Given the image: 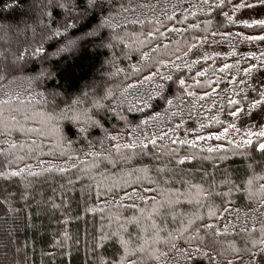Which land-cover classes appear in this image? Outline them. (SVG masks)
<instances>
[{
	"label": "snow or ice",
	"instance_id": "1",
	"mask_svg": "<svg viewBox=\"0 0 264 264\" xmlns=\"http://www.w3.org/2000/svg\"><path fill=\"white\" fill-rule=\"evenodd\" d=\"M24 3V0H12L9 4L7 0L0 3V9L8 8L15 12L17 4ZM34 4L32 7H35ZM264 8V0H255L250 3L249 0H202L199 11L211 14L215 9L217 14L226 18L230 24H236L233 19L236 11L243 9H253L256 7ZM144 7V5H141ZM225 7H230L232 15L224 12ZM38 13L30 17L32 23L24 21V31H30L32 34V43L27 44L23 49L17 48L15 51L4 49L0 51V81L8 78L13 72H25L29 74L25 77L30 84L35 86L34 94L29 92L32 100L24 101L18 96H10L8 99H0V155H11L13 150L19 147L23 150L28 147L29 153H37L40 145L35 139L31 140L30 145H26L20 137H30L37 134L39 137L47 138L49 135L56 137L57 143L65 148H71L74 141L69 137L75 136L81 138V142H87L90 151L85 153L86 157L96 158L92 168L99 169L101 164H110L117 167L119 162L131 164L137 156H147L151 151L149 144L157 149L152 153L153 159L160 161L162 156H167L166 164L156 163L154 166L141 165L124 173L128 178L122 182H114L106 190H102L100 183H96L95 196L98 200L101 197L112 196L113 200H101L105 205L116 201L119 192L114 189L131 188V191H124L119 200L116 201L120 207H131L134 210L133 215L121 217L119 214L107 217V224H101L97 229L96 235L92 237L88 248L90 264H161L162 259L169 253L178 254L185 264H264V220L257 222L253 220L251 226L245 222L236 235H242V246L235 240L224 241L221 238L230 235L229 225L225 224L221 229L217 223L204 222L205 214L201 209L206 208L209 221H219L223 215L219 208L212 203L213 197H230L233 191L243 190L249 199H252L254 193L251 191L254 181L264 180V174L257 172L253 164H249L245 170L246 180L239 184L235 183L227 169H224L223 178L219 181L220 185L226 187V191H217L218 183L215 172L220 171L223 165L229 161L231 156H241L250 159L255 163L256 154L264 157V125L259 130L253 131L245 129L241 135L240 129L235 123H228L223 127V122L217 116H212L210 123L221 124L222 131H208L207 135H197L195 140L189 139H170L171 145H187L191 149L197 147L196 141L227 140L231 147L225 148L223 144L217 143L201 148L200 152L184 151L180 147L166 149V146L157 145V139H164L167 134L161 133L160 137H145L139 143L135 140H129L127 143H118L123 139L122 133L134 122V117L130 118L129 113H140L146 116V119H140L136 125L146 124L148 120H154L160 117V112L153 111L152 116H147L145 110H155L162 105H167V109L173 106V99H176V91H182L183 95L194 97L195 100H203L209 95L207 91L202 95L197 94L190 89L193 87L203 88L210 86L212 81H201L197 77H205L208 68H202L194 76H187L184 70L191 72L193 67L198 64V60H182L192 51L195 44H186L187 51L177 47L174 51L169 50L168 35L172 33L181 34L182 29L175 26L169 27L167 22L176 19L175 13L172 15L164 14L165 20L156 18L154 21H148L151 25L147 30L143 27L145 21L134 19L126 21L133 25H141L139 31L126 32L120 35L116 32L120 24L116 23V17L120 13H126L130 9L123 3L117 4L116 0H40ZM134 10V9H133ZM188 11V9H185ZM195 15L196 13H191ZM186 19V17H185ZM183 23V20H179ZM211 24V21H206ZM223 23V21H221ZM245 27L264 26V19H253L239 21ZM5 31L11 30V25L2 26ZM190 28L198 27L196 24H190ZM39 30V31H38ZM207 30V29H205ZM19 31V29H17ZM227 37L229 33H213ZM236 35H240L237 33ZM243 39L251 41H264V35L245 36ZM55 44L53 51L49 52L45 46ZM92 45L93 48L108 49L112 53V60L108 61L115 66L117 59L124 60L135 59L134 64H130L134 74L138 75L137 84L150 85V91L145 96L138 97L135 104H129L125 110L123 101L117 102L112 99L113 93L107 90L104 94L95 98L89 97V92H83L79 95L68 97V93L59 91L60 85L57 83L53 89L42 87L47 81L55 79L59 75V62L64 59L62 54L79 51ZM119 48V56H116L115 49ZM179 52L181 55H176ZM229 55H235L234 52ZM248 56L257 58L255 53H247ZM175 57L172 59L171 57ZM264 57V53H261ZM59 58V59H57ZM203 60L207 61L211 57L204 55ZM31 64L29 69L25 65ZM237 60L235 64L224 63L220 68L213 70V75L219 73L228 74L234 67L237 72L240 71ZM260 67H264V60ZM257 65H249L243 72L248 75ZM123 69L116 67L111 75L122 72ZM146 73V74H145ZM191 79L192 84L187 81ZM235 80L236 77L232 76ZM219 79L216 84L219 85ZM135 84L127 85L128 88ZM264 89V84L261 85ZM255 90V89H254ZM215 92V88L212 89ZM41 105L37 110L32 101ZM108 100L109 103H103ZM238 102L233 99L228 100V105H236ZM264 104V90L260 91V98H253L249 108H254ZM31 108V110H29ZM242 111L237 107L235 111H229L228 115L236 118ZM115 119L122 123L123 127H105V121ZM183 123V121L181 122ZM35 125V126H34ZM177 128L180 125L176 126ZM200 130H204L206 125L199 124ZM93 130H99L101 138L98 143L103 144L105 140L109 142L111 148L115 150V156L111 151L101 153L93 147V141H89ZM231 130V137H230ZM170 131H174L170 129ZM130 135V134H129ZM236 136L240 138L237 139ZM35 146V147H33ZM164 149V151H161ZM123 150V151H122ZM207 152V155L201 153ZM50 155L53 153H49ZM65 153L61 151V155ZM25 159L24 156H16L15 161L20 162ZM73 159L69 157V160ZM5 163L0 164V181H17L20 188V199L26 203L32 199L39 206L41 203L50 204L52 208H58L50 197L47 201H37L33 197L32 189L40 181L41 177H50L52 173L66 175L71 169L77 168L73 163L69 166H60L55 164H45L44 161L37 160L33 170V165L25 164L24 167H12L13 161L7 159ZM204 162H210L213 173L210 175ZM264 170V164L259 165ZM123 172V170H121ZM82 175L73 174V178L67 179L68 185H74L83 178L93 180L88 174L87 169H80ZM198 173L201 176L200 181L194 182L193 174ZM161 182L164 185L169 182H178L179 188H168L161 194V199L155 196L149 197L147 194L160 190ZM207 184V187L205 186ZM152 185H157L153 188ZM63 187V185H61ZM91 193L92 184L86 186ZM262 193L260 203L264 204V183L259 184ZM84 191V188H82ZM9 194L0 199V206H5L7 214H12L15 209L9 202ZM132 201L130 205H125L122 201ZM138 203L150 205V207H138ZM186 203L195 209L191 213H180L177 206ZM225 203H231L225 200ZM88 212H103L104 209L97 207L86 208ZM225 211H228L225 209ZM171 218L177 227L169 229L163 226L162 221ZM104 220V217H101ZM239 219V218H238ZM160 221V222H158ZM114 225V226H113ZM31 226V225H29ZM233 232H235V226ZM11 235V233H9ZM65 238L67 234L65 233ZM183 242V247L179 242ZM225 243L227 246L225 247ZM111 247V251L105 249ZM24 244L15 247L13 251L19 255ZM7 253L0 256V264H20L19 259L7 258ZM231 257V258H229ZM26 264V262H25Z\"/></svg>",
	"mask_w": 264,
	"mask_h": 264
},
{
	"label": "trees",
	"instance_id": "2",
	"mask_svg": "<svg viewBox=\"0 0 264 264\" xmlns=\"http://www.w3.org/2000/svg\"><path fill=\"white\" fill-rule=\"evenodd\" d=\"M7 2L11 4L12 0H7ZM30 2L31 0H24V3H18L15 12L10 11L8 8L0 9V25H11V30L8 31L0 27V51L4 49L15 51L17 48L22 50L27 44L32 43V34L30 31H24L23 22L32 23L30 17H34L38 13L40 0H37L36 6L32 8L29 7L31 5ZM116 2L118 5L123 3L125 7L130 9L128 12H122L116 17L115 22L120 24V28H117L116 32L120 35L141 29V25H133L126 21L130 22L134 19L143 20L145 21L143 27L147 30L148 27H151L147 23L148 21H154L156 18L164 21L165 13L168 15L175 13L176 19L167 22L168 26H175L183 31L181 34L172 33L168 35L169 50L174 51L177 47H180L184 51H187L186 44H195L196 47L188 53L187 57L182 56V60L189 62L198 60L199 62L193 67L191 72L184 71L190 77L194 76L202 68H208L209 71L206 76L197 77V79L202 82L205 80L212 81L210 86L203 88L193 87L190 89L197 96L202 95L205 91L209 93L203 100L196 99L195 105H193L194 97H188L183 95L182 91H176L175 95L178 98L173 99V106L168 108L167 112H165L167 105H162L155 110L146 109L147 116H152L153 111H158L160 112V117L148 120L146 124L139 125V127L136 126L139 120L146 119V116L140 113H129L130 118H135L134 122L122 133L123 139L117 142L127 143L129 140H135L139 143L145 137L149 139L154 136L160 137V134L163 132L167 136L164 139H157V145L163 144L166 146V149L180 147L182 149L181 154L184 151L199 153L201 148H206L209 145L217 143L223 144L225 148L231 147L228 145L226 139L222 141H196L197 147L195 149H191L187 145H171L169 140L176 138L195 140L197 135H207L208 131H222L221 124L210 123L212 116H217L223 122V127H227L228 123H235L240 129L241 135L244 133L241 128L245 130L246 128L243 127L245 124H241L239 116L237 115L236 118H232L228 113L229 111H235L237 107L243 111L247 101L243 102V98L247 97L251 91L250 89H253L255 84L253 71L255 69L264 71V67L259 66L261 61L264 60V57H261V53H264V51L260 53L251 51L239 53L237 44L241 41L246 42L243 39L245 36H256L264 33V26L249 28L239 23V21H242L237 18L240 10L236 11L233 16V19L237 21L236 24L228 23L226 18L218 15L215 9L211 14H207L206 10L205 12H201L199 9L202 0H116ZM233 2H239V0H233ZM249 2L254 3L255 0H249ZM0 3H3V0H0ZM141 5H144V7H141ZM185 9H188V11H185ZM223 11L232 15L230 7H225ZM193 12L196 14L192 15L191 13ZM179 20H183V23H179ZM209 20L211 24H206L205 22ZM190 24H196L198 27L190 28ZM213 33H229V35L224 37L213 35ZM237 33L240 35H236ZM212 45L223 46L220 48V52L211 53V50H207V48ZM45 46L49 52L55 48L54 43L51 46L46 43ZM224 47L226 50L223 49ZM114 51L116 56H119V48ZM232 52L235 55H229ZM250 52L255 53L257 58L248 56L247 53ZM62 55L64 59L59 62V75L55 79L47 81L42 87H47L51 90L58 83L60 85L58 90L62 92L66 91L69 98L86 91L89 92L90 98H93V94H95V98H99L105 91L111 90L113 93L112 99L117 102L122 100L125 110L129 104H135L138 97L145 96V93L151 90L150 85L147 83L143 85L136 83L139 77L129 67L130 64L136 62L135 59L124 60L120 58L115 61V66H113L112 63L108 62L112 60V53L108 49L93 48L92 45H88L85 49ZM176 55H181V53L177 52ZM204 55L211 57V59L207 61L203 60L202 57ZM171 58L175 59L174 56ZM237 60L240 61L238 65L239 72L234 67L228 74L217 71L215 76L213 75V70L220 68L224 63L234 65ZM249 65H257V68L253 69L250 74L245 75L243 69L249 67ZM31 67V64L25 65L26 69ZM116 67L122 68L123 71L111 75V73L115 72ZM28 74L27 71L13 72L7 79L0 81V99L18 96L26 102L32 100L29 92L34 94L36 89L25 78ZM232 76H235L236 79L233 80ZM244 78L246 80H243ZM216 79H219V85L216 84ZM187 82L189 84L193 83L191 79H188ZM129 84H135V86L128 88L127 85ZM213 88H215L214 93L212 92ZM229 99L236 100L238 103L230 107L228 105ZM109 102L108 100L103 101V103ZM32 104L35 105L37 110L41 107L34 100ZM182 121L183 123H181ZM199 124L206 125L205 129L200 130ZM177 125H180V127L177 128ZM105 127L111 129L113 127L120 128L123 125L112 119L111 121H105ZM170 129L174 131H170ZM231 135L230 130V137ZM49 138L50 135L47 138H36L35 135L20 137L26 145H30L31 140L35 139L37 144L40 145L38 152L29 153L28 147H25L23 150L17 147L11 155L7 153L5 155H7L9 161H13L12 167H24L25 164H31L33 165V170H38L35 165L37 160H40L44 161L45 164L51 163L60 166H69L75 163L77 164V168L71 169L66 175L52 173L50 177H41L40 181L32 189L35 200L47 201L51 197L52 201L59 205L58 208H52L50 204L46 203H41L37 206L32 199H29L26 203L20 199L22 189L17 181H0V199L12 194L9 196V202L12 208L16 210L12 214H7L5 206H0V255L7 253V258L19 259L20 264H25V262L26 264H90L88 248L92 237L96 235L100 225L102 223L107 224V217L109 216L119 214L123 218L131 216L134 213L131 207H120L116 202L119 200V196L123 195L124 191H131V188L114 189L115 192H119V196L116 197V201H113V203L105 205L101 203V200L112 201L113 197L110 195L101 197L98 200L95 196L96 183H100L102 190H106L114 182L120 183L124 179H127L128 177L124 173H127L131 169L140 167L141 165L154 166L156 163L166 164L168 157L162 156L160 161L154 160L152 153H155L157 149L149 144V149L151 150L149 155L137 156L131 164L117 161V167H112L110 164H101L97 170L92 168L96 158L85 156V153L90 151L87 142H81V138L71 136L69 138L74 143L71 148H65L63 145H59L57 140L54 141ZM100 138L101 133L99 130H93L89 141L95 142L93 145L94 149L101 153L111 151L113 156H115V150L111 148L107 140L102 145L98 143ZM236 138L239 139L240 137L236 136ZM61 151L65 154L61 155ZM161 151H164V149H161ZM50 152L53 154L50 155ZM201 154L207 155L208 153L205 151ZM5 155H0V164L6 162ZM16 156H24L25 159L17 162L15 161ZM69 157L73 159L69 160ZM249 164H253V168L257 172L264 174V170L259 167V165L264 164V157L256 154L255 163H253L250 159L241 156H231L229 153V161L223 165L220 171L215 172L218 183L216 190H227L226 187L219 184V181L223 178L224 169H227L231 179L239 184L241 181L247 179L244 173ZM204 166L211 175L213 173L211 163L204 162ZM80 169H87L88 174L93 177V180L83 178L74 185H68L66 181L73 178V174L82 175ZM192 179L194 182L200 181L201 176L198 173H194ZM261 183H264V180L254 181L251 188V191L254 193L252 199H249L243 190L239 192L233 191L232 195L227 198L213 197L212 203L219 208V211L223 215L219 221H209L206 215L207 209H201V212L205 214L204 222L217 223L221 229H223L225 224H228L230 235L221 239L224 241L235 240L238 245L242 246L243 236L236 235V233H239L240 227L245 222L251 226L253 220L257 222L258 227L259 222L264 220V204L260 203L262 193L259 189V184ZM89 184L93 186L91 193L86 188ZM205 186L207 187V184ZM152 187L156 188L157 185H152ZM179 187L180 184L178 182H169L167 185L161 182L159 191L148 193L147 195L149 197L155 196L159 200L161 199V194L166 189ZM82 188H84V191H82ZM225 200H230L231 203H225ZM122 203L130 205L132 201L125 200ZM97 206L103 208L104 211H86V208ZM138 207H150V205L138 203ZM225 209L228 211H225ZM194 210L193 206L186 203H181L177 206V211L180 213H191ZM101 217L105 219L102 220ZM162 223L163 226L172 229L178 226L179 218L176 223H173L170 217L162 221ZM232 226H235V232H233ZM65 233L67 234V238H65ZM24 244L27 247L22 248V251L17 256L13 249ZM179 246H184L182 241L179 242ZM224 246L226 247L227 244L225 243ZM105 250L111 251L112 249L109 246ZM161 264H185V262L178 254L169 253L166 258L162 259ZM204 264H207V262L205 261Z\"/></svg>",
	"mask_w": 264,
	"mask_h": 264
},
{
	"label": "rangeland",
	"instance_id": "3",
	"mask_svg": "<svg viewBox=\"0 0 264 264\" xmlns=\"http://www.w3.org/2000/svg\"><path fill=\"white\" fill-rule=\"evenodd\" d=\"M37 0H31V5L29 7L32 8L34 4H36ZM237 18L241 20H248L251 22L253 19H264V8L262 7H256L253 9H243L240 10V12L237 15ZM17 34V33H15ZM264 35V33L260 34ZM23 37V36H20ZM223 46V45H222ZM222 46L218 45H212L207 48V50H211L210 52H220V48ZM238 46V52H262L264 51V41H241ZM226 50V48H223ZM242 77V76H241ZM253 79H255V84L253 86V89H250L251 91L248 93L247 97L243 98V102L246 101V104L244 106V109L242 112L238 113L239 119L241 124L243 125L244 128L252 129L253 131L259 130V127L261 125H264V104H261L260 106L254 107V108H249V104L251 103L252 99H259L260 98V91L264 90L261 88V85L264 84V71L260 69H255L253 71ZM243 80H246L245 78ZM257 82V83H256ZM255 89V90H254ZM246 107V108H245ZM31 110V109H29ZM35 126V125H34ZM241 128V127H240ZM241 130L245 131L244 129L241 128ZM35 135L36 138L39 136L37 134ZM50 140L56 141V137L50 135ZM57 145V144H55ZM1 254V253H0ZM2 256V255H0Z\"/></svg>",
	"mask_w": 264,
	"mask_h": 264
}]
</instances>
